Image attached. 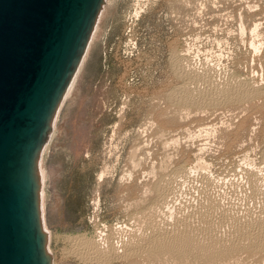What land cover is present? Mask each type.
I'll list each match as a JSON object with an SVG mask.
<instances>
[{
	"label": "rangeland",
	"instance_id": "obj_1",
	"mask_svg": "<svg viewBox=\"0 0 264 264\" xmlns=\"http://www.w3.org/2000/svg\"><path fill=\"white\" fill-rule=\"evenodd\" d=\"M98 25L43 158L54 264H264V0H108ZM191 233L239 247L156 248Z\"/></svg>",
	"mask_w": 264,
	"mask_h": 264
},
{
	"label": "water",
	"instance_id": "obj_2",
	"mask_svg": "<svg viewBox=\"0 0 264 264\" xmlns=\"http://www.w3.org/2000/svg\"><path fill=\"white\" fill-rule=\"evenodd\" d=\"M107 0H0V264H54L40 162Z\"/></svg>",
	"mask_w": 264,
	"mask_h": 264
},
{
	"label": "bare ground",
	"instance_id": "obj_3",
	"mask_svg": "<svg viewBox=\"0 0 264 264\" xmlns=\"http://www.w3.org/2000/svg\"><path fill=\"white\" fill-rule=\"evenodd\" d=\"M108 1V0H107ZM105 8V7H104ZM102 13H103V11H102ZM102 13H101V15H100V18H99V21H100V19H101V16H102ZM98 24H99V22H98ZM97 24V26H96V29H95V31H94V34H95V32H96V30H97V28H98V25ZM94 34H93V36H92V39H93V37H94ZM91 42H92V40H91ZM91 42H90V45H89V47H88V50H87V53H86V55H85V57H84V59H83V61H82V63H81V65H80V67H79V69H78V71H77V73H76V75H75V77L73 78V80H72V83H71V85H70V87H69V89H68V91L66 92V94H65V97H64V99H63V101H62V104H61V106H60V108H59V110H58V113H57V115H56V118H55V120H54V124H53V131L51 132V134H50V137H49V139H48V142H47V144L45 145V147H44V150H43V153H42V159H41V162H40V172H41V178H42V186H43V188H42V193H41V197H42V211H43V216H44V211H45V189H44V180H45V174H44V166H43V161H44V155H45V152H46V150L48 149V146H49V143L51 142V140H52V138H53V136H54V130H55V127H56V121H57V118H58V114H59V112H60V109H61V107H62V105L64 104V102H65V100L67 99V98H69V96L72 94V92H73V90H74V87H75V84H76V81H77V79H78V76H79V74L81 73V71H82V67H83V64H84V61H85V59H86V56H87V54H88V51H89V49H90V46H91ZM210 79V78H209ZM211 80V79H210ZM245 95V94H244ZM192 98V97H191ZM46 170V169H45ZM174 177H172V179L169 181V183L168 184H166L167 186H163V188H161L162 189V194H163V196L162 197H167L168 196V200L167 201H171V202H168V203H165V202H167V201H165L164 203H165V205L167 204V205H169L170 204V206H171V204L174 202L173 201V193L175 194V187H176V185L175 184H177V176L178 175H173ZM164 184V185H165ZM173 186H174V188H173ZM211 188V187H210ZM161 194V195H162ZM160 195V196H161ZM172 196V197H171ZM161 200H162V198H161ZM165 200V199H164ZM163 200V201H164ZM179 201V200H178ZM161 202V201H160ZM210 203V202H209ZM214 203V201L211 203V204H213ZM159 205V203L157 204V206ZM161 205V204H160ZM217 205H218V203H217ZM217 205H214L215 207L217 206ZM220 205V204H219ZM213 206V205H212ZM224 206V205H223ZM165 207V206H164ZM207 207H208V205H207ZM219 207V206H218ZM222 207V206H221ZM231 207V206H230ZM151 208V207H150ZM158 207H156V209H157ZM160 208H161V206H160ZM162 208H163V205H162ZM159 209V208H158ZM167 209V206H166V208H165V210ZM203 209L204 210H206L204 207H203ZM203 209H199L200 211H201V213H202V210ZM209 209V208H208ZM210 209H211V207H210ZM214 209H216V208H214ZM213 209V210H214ZM222 208H220V210H221ZM162 210V209H161ZM160 210V211H161ZM164 210V209H163ZM224 210V209H223ZM222 210V211H223ZM228 210H229V208H228ZM231 210V209H230ZM151 211V210H150ZM159 211V210H158ZM160 211H159V213H160ZM167 211V210H166ZM199 211V212H200ZM209 211V210H208ZM211 211V210H210ZM188 212V211H187ZM198 212V211H197ZM197 212H196V215H197ZM198 212V213H199ZM216 212V211H215ZM220 212V211H219ZM226 212H228V211H226ZM225 212V213H226ZM151 212H149V214H150ZM159 213H158V215H159ZM184 213V212H183ZM210 213V212H209ZM209 213H206V216H203L202 217V222H204V224H206V223H212V217H211V215L209 214ZM230 213V212H229ZM229 213H228V215H229ZM147 214V213H146ZM166 214V213H165ZM205 214V213H204ZM209 214V215H208ZM211 214H214V211H213V213H211ZM221 214V213H220ZM152 215V214H151ZM160 215H162V214H160ZM183 215V214H182ZM191 215V214H190ZM215 215V214H214ZM231 215V214H230ZM164 216V215H163ZM194 216V215H193ZM200 216V215H199ZM213 216V215H212ZM216 216V215H215ZM223 216V215H222ZM158 217V216H157ZM160 217V216H159ZM158 217V218H159ZM181 217V216H180ZM179 217V218H180ZM195 217V216H194ZM141 218V217H140ZM156 218V217H155ZM165 218H168V215H167V217H164V219L163 220H165ZM184 218H186L184 221H182V222H185L186 220V222H190V221H188V219L190 220V218L187 216V217H184ZM217 218V217H216ZM226 218L228 219V217L226 216ZM148 219V218H147ZM150 219V218H149ZM148 219V220H149ZM162 219V218H161ZM161 219H158L159 221L161 220ZM224 219H225V217H224ZM171 220V219H170ZM180 222H181V218L180 219H178ZM215 220V219H214ZM217 220V219H216ZM230 220V219H229ZM140 221V220H139ZM147 221V220H146ZM165 221H167V220H165ZM172 221V220H171ZM223 221V220H222ZM221 221V222H222ZM226 221V220H225ZM235 221V220H234ZM158 221H156V223H157ZM163 222V221H162ZM185 222V223H186ZM196 222V221H195ZM214 222V221H213ZM227 222V221H226ZM161 223V222H160ZM220 223V222H219ZM147 224H149V223H147ZM155 224V223H154ZM187 224V223H186ZM189 224H191V223H189ZM193 224V223H192ZM195 224V223H194ZM198 224V223H197ZM156 225H158V224H156ZM163 225V224H162ZM208 225V224H207ZM207 225H205L206 227H207ZM160 226H161V224H160ZM159 226V227H160ZM163 226H165V225H163ZM185 225L183 224V227H184ZM196 226V225H195ZM198 226V225H197ZM44 227H45V230H46V232L48 233V235H49V239H50V234H49V232H48V229H47V227H46V223H45V220H44ZM142 227H144V226H142ZM188 227V226H187ZM208 227H210V226H208ZM153 228V227H152ZM157 229H159V228H157ZM164 229V228H163ZM163 229L161 230V231H163ZM206 229V228H205ZM204 229V230H205ZM246 229H248V228H246ZM136 230V229H135ZM145 231V230H144ZM160 231V230H159ZM180 231V230H179ZM249 231V230H248ZM251 231V230H250ZM262 231V230H261ZM260 231V232H261ZM136 232V231H135ZM141 232V231H140ZM153 232V231H152ZM192 232V231H191ZM195 232V231H194ZM260 232H259V235H258V237L260 236ZM113 233H114V231H113ZM116 233V232H115ZM154 233V232H153ZM111 234H112V231H111ZM138 234V233H137ZM140 235H138V236H141V234L142 233H139ZM146 234V233H145ZM168 234V233H167ZM185 234V233H184ZM188 234H189V232H188ZM203 234V233H202ZM252 234V233H251ZM102 235V234H101ZM143 235H144V233H143ZM147 235V234H146ZM145 235V236H146ZM201 235V234H200ZM264 235V234H263ZM108 236V235H107ZM137 236V235H136ZM148 236V235H147ZM175 237L177 236V235H174ZM173 236V237H174ZM199 236V235H198ZM262 236V235H261ZM260 236V237H261ZM104 237V236H103ZM109 237V236H108ZM149 237V236H148ZM157 237H159V238H161L160 236H157ZM182 237H185V236H182ZM118 238H120V237H118ZM138 237H136V239H137ZM141 238H142V236H141ZM144 238V237H143ZM147 238V237H146ZM145 238V239H146ZM172 238V237H171ZM98 239V238H97ZM96 239V240H97ZM104 239V238H103ZM106 239V238H105ZM110 239V238H109ZM121 239V238H120ZM128 239V238H127ZM140 239V238H139ZM149 240H151L150 239V237L148 238ZM169 239H170V236H169ZM169 239L168 238H166V237H163L162 238V240H160V241H158L159 239H156L155 241H158L157 242V244H155L156 245V248L157 249H161V250H165V249H167L169 246L168 245H175L174 247H176L177 248V246L178 245H180V246H183V247H185V248H188V249H193V248H199L198 250L200 251V253L202 254V256H204V254H205V256L204 257H206L207 255H211V253H213L214 252V250H216V248L217 249H220V248H223L224 246H219L218 245V243L216 242V244L214 245H202V244H200L199 242H198V240H197V234H196V237L195 236H193V234L191 233V235L189 236V235H187V237L183 240V239H179V238H176V240H174V239H172V240H170L169 241ZM178 239H179V241H178ZM249 239V238H248ZM256 239V238H255ZM260 239V238H259ZM258 238L256 239V241H258L259 240ZM264 239V238H263ZM79 240H80V238H79ZM115 240V239H114ZM122 240V239H121ZM148 240V241H149ZM153 240V239H152ZM182 240V241H181ZM92 241H95V239L94 240H92ZM108 241V242H107ZM110 241V242H109ZM140 242L142 241V240H139ZM200 241V240H199ZM260 241V240H259ZM262 241H264V240H262L261 239V242ZM90 242V241H89ZM95 242H97L96 244L97 245H95V246H91V247H98L100 250H99V252H97V253H100V251H104L105 253L106 252H108L109 250H110V248L111 247H113V248H116L117 250V252H118V254H121V249L119 248V244L120 243H114V241L113 240H105V242H107V243H105V242H103L102 240H101V238H100V240L98 239V241H95ZM135 242H137V241H135ZM151 242V241H150ZM150 242H148V244L150 243ZM153 242V241H152ZM90 243H92V242H90ZM94 243V242H93ZM156 243V242H155ZM173 243V244H172ZM202 243V242H201ZM215 243V242H214ZM258 243V242H257ZM95 244V243H94ZM94 244H92V245H94ZM129 244V243H128ZM128 244H126V246H128L127 248H125V250L127 251V249L129 248V245ZM134 244V243H133ZM153 244H154V242H153ZM182 244V245H181ZM184 244V245H183ZM261 244V243H260ZM154 245V246H155ZM170 245V246H171ZM177 245V246H176ZM221 245H222V243H221ZM255 245V244H254ZM130 246H132V243L130 244ZM87 247H89V245H87ZM133 247V246H132ZM135 247V246H134ZM172 247L173 246H171L170 248H168V249H170L171 251H172ZM239 246L238 245H231V246H229V247H224L223 249H228L229 248V250L230 249H236V248H238ZM255 247V246H254ZM258 247V246H257ZM179 248H181V247H178L176 250H178L180 253H182L183 251L182 250H179ZM195 248V249H196ZM88 249V248H87ZM95 249V248H94ZM93 249V250H94ZM167 249V250H168ZM174 249V248H173ZM188 249H185V251L186 250H188ZM194 249V250H195ZM222 249V250H223ZM234 249V250H235ZM92 250V249H91ZM166 250V251H167ZM175 250V249H174ZM173 250V251H174ZM176 250H175V252H176ZM194 250H190V251H194ZM49 251L51 252V250H50V247H49ZM97 251V250H96ZM122 251H124V249H122ZM165 251V252H166ZM189 251V250H188ZM197 251V250H196ZM217 251V250H216ZM215 251V252H216ZM224 251H226V250H224ZM90 252V251H89ZM101 252V253H102ZM103 252V253H104ZM112 252L113 251H111V254H112ZM152 252V251H151ZM164 252V251H163ZM198 252V251H197ZM214 252V253H215ZM222 252V251H221ZM231 252V251H230ZM123 253H125V252H123ZM132 253V252H131ZM184 253V252H183ZM199 253V252H198ZM217 253V252H216ZM224 253V252H223ZM227 253V252H226ZM225 253V254H226ZM110 254V255H111ZM114 254V253H113ZM221 254V253H220ZM96 255V254H95ZM108 255H109V253H108ZM117 255V254H116ZM214 255V254H213ZM217 255V254H216ZM219 255V254H218ZM223 255V254H222ZM103 255H101L100 257H102ZM104 256H107V254L105 255L104 254ZM220 256V255H219ZM110 257V256H109ZM113 257V256H112ZM217 257V256H216ZM99 258V254H98V256H97V258H95V259H98ZM104 258H106V257H104ZM93 259H94V257H93ZM101 259H103V258H101ZM99 260H100V258H99Z\"/></svg>",
	"mask_w": 264,
	"mask_h": 264
}]
</instances>
